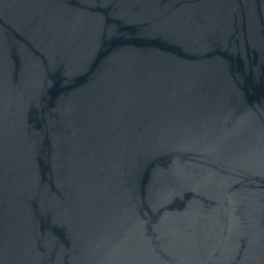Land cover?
<instances>
[{
	"label": "water",
	"instance_id": "1",
	"mask_svg": "<svg viewBox=\"0 0 264 264\" xmlns=\"http://www.w3.org/2000/svg\"><path fill=\"white\" fill-rule=\"evenodd\" d=\"M0 264H264V0H0Z\"/></svg>",
	"mask_w": 264,
	"mask_h": 264
}]
</instances>
